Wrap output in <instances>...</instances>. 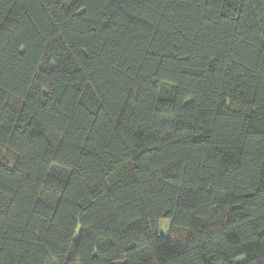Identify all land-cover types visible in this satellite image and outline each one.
Wrapping results in <instances>:
<instances>
[{"label": "trees", "instance_id": "trees-1", "mask_svg": "<svg viewBox=\"0 0 264 264\" xmlns=\"http://www.w3.org/2000/svg\"><path fill=\"white\" fill-rule=\"evenodd\" d=\"M0 264H264V0H0Z\"/></svg>", "mask_w": 264, "mask_h": 264}, {"label": "rangeland", "instance_id": "rangeland-1", "mask_svg": "<svg viewBox=\"0 0 264 264\" xmlns=\"http://www.w3.org/2000/svg\"><path fill=\"white\" fill-rule=\"evenodd\" d=\"M169 226H170L169 221H162L161 229H162V233L164 235H168L169 234Z\"/></svg>", "mask_w": 264, "mask_h": 264}]
</instances>
